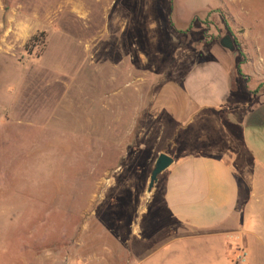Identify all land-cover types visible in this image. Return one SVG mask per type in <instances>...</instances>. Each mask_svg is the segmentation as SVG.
I'll use <instances>...</instances> for the list:
<instances>
[{"label":"rangeland","instance_id":"rangeland-1","mask_svg":"<svg viewBox=\"0 0 264 264\" xmlns=\"http://www.w3.org/2000/svg\"><path fill=\"white\" fill-rule=\"evenodd\" d=\"M225 36L264 62V0H0V264H136L137 234L174 237L150 173L206 147L150 100Z\"/></svg>","mask_w":264,"mask_h":264},{"label":"crops","instance_id":"crops-1","mask_svg":"<svg viewBox=\"0 0 264 264\" xmlns=\"http://www.w3.org/2000/svg\"><path fill=\"white\" fill-rule=\"evenodd\" d=\"M219 41L197 45L221 51L217 62H191L183 79L165 84L169 92L152 93L151 106L206 150L184 153L162 174L163 210L174 224L163 229L174 237L149 242L137 234L136 264H235L239 255L247 264L250 251L264 264V62L259 55L258 63L241 62Z\"/></svg>","mask_w":264,"mask_h":264},{"label":"water","instance_id":"water-1","mask_svg":"<svg viewBox=\"0 0 264 264\" xmlns=\"http://www.w3.org/2000/svg\"><path fill=\"white\" fill-rule=\"evenodd\" d=\"M219 45L227 50V52H234L235 47L232 43V40L229 36L223 37L219 41ZM173 163V160L165 155V154H159L154 162L153 169L149 176V182L147 186V193H150L153 189L154 185L157 183L158 176L162 174L164 171H166Z\"/></svg>","mask_w":264,"mask_h":264},{"label":"built area","instance_id":"built-area-1","mask_svg":"<svg viewBox=\"0 0 264 264\" xmlns=\"http://www.w3.org/2000/svg\"><path fill=\"white\" fill-rule=\"evenodd\" d=\"M244 260V256L239 255V257H237V259L235 260V264H241Z\"/></svg>","mask_w":264,"mask_h":264}]
</instances>
